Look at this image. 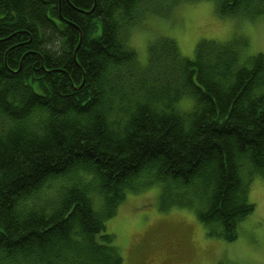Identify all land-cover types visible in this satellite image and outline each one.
<instances>
[{"label":"trees","instance_id":"obj_1","mask_svg":"<svg viewBox=\"0 0 264 264\" xmlns=\"http://www.w3.org/2000/svg\"><path fill=\"white\" fill-rule=\"evenodd\" d=\"M184 1L0 0V264H123L106 222L155 185L238 238L264 177V57L202 40L188 59L159 37L140 65L132 29ZM211 1L264 17V0Z\"/></svg>","mask_w":264,"mask_h":264},{"label":"rangeland","instance_id":"obj_2","mask_svg":"<svg viewBox=\"0 0 264 264\" xmlns=\"http://www.w3.org/2000/svg\"><path fill=\"white\" fill-rule=\"evenodd\" d=\"M159 37L175 40L188 59H194L202 40L240 42L244 62L258 54L264 57V17L253 21L220 17L211 0L181 2L169 15H150L134 27L129 46L140 65H146L148 47ZM191 103L186 98L178 108L187 112ZM160 193L158 185L129 192L106 222L123 264H264V177L255 175L250 183L249 201L255 211L239 225L238 238L232 242L209 236L192 209H164Z\"/></svg>","mask_w":264,"mask_h":264},{"label":"bare ground","instance_id":"obj_3","mask_svg":"<svg viewBox=\"0 0 264 264\" xmlns=\"http://www.w3.org/2000/svg\"><path fill=\"white\" fill-rule=\"evenodd\" d=\"M187 98V97H186ZM186 98H184L183 100H185ZM182 101V100H181ZM99 204V202L97 203V205Z\"/></svg>","mask_w":264,"mask_h":264}]
</instances>
